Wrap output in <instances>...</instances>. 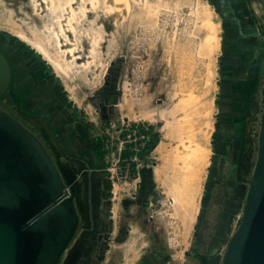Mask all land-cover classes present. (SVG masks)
I'll list each match as a JSON object with an SVG mask.
<instances>
[{"label": "rangeland", "instance_id": "1", "mask_svg": "<svg viewBox=\"0 0 264 264\" xmlns=\"http://www.w3.org/2000/svg\"><path fill=\"white\" fill-rule=\"evenodd\" d=\"M147 1L154 5L159 1L167 8L161 7L155 13L147 12L131 0L129 12L117 24L104 18L100 8L81 17V10L75 5V39L82 45L78 50L79 56L84 59L90 48L88 39L81 36L82 32L88 30L92 34L101 29L98 31L102 33L99 38L101 47L95 48L90 64L84 65L80 57L71 63H63V52L45 31L66 11L63 8L66 0H54L53 13L45 14L43 11L40 17L30 6L31 0H0V51L9 59L17 58L19 63L29 67L30 74H35V77L31 75L32 79L27 76L22 82L18 80L17 91L20 87L26 88L31 83L42 81L47 91L58 95L73 114L66 123L69 124L67 131H75V139L81 140L78 139V143L89 141L90 150L96 147L97 142L100 143L98 152L102 157L98 160L91 151L82 152L81 146L75 153L69 152L85 164L81 169L78 164L68 162L74 167L71 172L79 183L80 202L75 199V205L79 204L81 215L72 239L55 264H63L69 258V264H223L229 244L241 225L258 157L264 111V63L257 76L258 85L262 88L260 99L255 100L256 91L252 89L237 125L226 129L222 135L220 108L225 87L222 84L221 53L224 31L229 28L227 17H223L209 0H200L213 7L220 22V50L213 64L208 57V49L201 48V24L196 22L191 12L175 8L182 3L181 0ZM233 1L232 16L252 27L246 39L259 52L264 42L260 1ZM14 31L27 34L41 43L52 59L66 64V75L54 72L51 65L27 43L18 37L13 39ZM29 49L34 54L29 53ZM212 65H215L213 75ZM207 82L210 86L206 88L203 100L207 99L212 106L210 156L202 175L199 211L189 235L183 238L179 217H175L169 201L170 195L152 176V170L159 162L153 153L155 147L141 152L134 164L129 165V161L122 160L119 155L117 142L126 138L136 124L148 127L150 139L156 135L159 141L164 123L140 119V109L149 107L155 113L168 111L173 100L183 95V90H193L194 94L202 95ZM13 89L9 87L6 99L0 100V111L29 129L53 160L63 161L58 153L61 151L50 135L43 131L40 137L33 125L16 115L19 106L12 104L10 91ZM183 92L186 95L188 91ZM214 134L217 143L213 151ZM220 139L224 142L222 145ZM165 150L168 152V148ZM94 175H101L103 188L97 200L99 212L93 213V216L101 218V222L95 223L92 230L88 225L89 222L91 224L90 207L93 204L89 179ZM68 184L70 181L65 182L66 186ZM87 237L93 250L80 254L79 251L69 252L78 240L84 246Z\"/></svg>", "mask_w": 264, "mask_h": 264}, {"label": "water", "instance_id": "2", "mask_svg": "<svg viewBox=\"0 0 264 264\" xmlns=\"http://www.w3.org/2000/svg\"><path fill=\"white\" fill-rule=\"evenodd\" d=\"M14 77L13 62L0 51V100L8 96ZM45 128L60 149L54 134ZM69 161L81 168L85 165L78 159L66 163L53 160L29 129L0 111V264L58 261L81 215L73 189L78 181ZM68 181L71 184L66 186ZM78 246L81 248V240L69 252L73 254ZM69 260L63 264H69ZM223 264H264V111L254 178L241 225Z\"/></svg>", "mask_w": 264, "mask_h": 264}, {"label": "bare ground", "instance_id": "3", "mask_svg": "<svg viewBox=\"0 0 264 264\" xmlns=\"http://www.w3.org/2000/svg\"><path fill=\"white\" fill-rule=\"evenodd\" d=\"M31 1L30 6H32L33 10H35V13L38 14L39 17L43 11L44 13L47 12V14L53 13L52 6L54 5V0ZM130 1L131 0H66L65 5L63 6L66 11H64L50 27H46L45 29V31L56 40L58 48L63 52V58L61 61L63 63L66 61L71 63L73 62V59L75 60L80 57V62L84 65H88L91 62L90 59L93 58L95 48L100 46L99 38L102 33L100 34L99 31L101 29L99 30L95 28L96 31L93 32L94 30H92V34L86 30L82 32L81 36L84 35L88 39L90 48L86 52V57L84 59L79 56L78 50L79 48L81 49L82 45L80 41L75 39L77 22L75 21V5L79 6L81 17L88 15V13L96 8H100L99 10L103 17H107L112 24H117L119 23V20L121 21V18H124L129 12L131 6ZM132 1L138 4V6L140 5L139 7L147 12L155 13L161 7L167 8L166 4H161L159 1H157L159 4L156 5L148 3L147 0ZM181 1L182 3L178 6L175 5V8L177 10L186 9V11L191 12L194 19H196V22L201 24L203 28L201 48L208 49V57L214 64L216 54L220 50L221 38L219 35L220 22L216 19V16L218 17L217 12L207 1ZM258 1H260L262 5L261 8L264 17V0ZM101 3L102 6H99ZM198 6L201 7V9H199ZM14 33L16 37L27 43L38 54H40L42 58L51 65L54 72L60 75H66V64L63 65L59 60L52 59L41 43L32 40L25 33L17 31H14ZM214 66L215 65H212V75L214 74ZM209 86L210 82H207L202 95H197L196 93L195 95L193 90H183L188 91L186 92L187 94L185 95V92L182 91L183 95H180V97L173 100L174 103L168 111L159 110L155 113L151 111L149 107H144L141 108L138 113V116L142 120L148 122L159 120L164 123L161 128V138L153 150V153L154 155H157L156 159L159 162L154 166L152 176L154 181L159 182L160 186L164 189V192L170 195L169 201H171L175 217H179L183 238H187L189 235L192 224L199 211L198 206L202 191V175L205 173V169L209 162V136L212 130V106L207 99L203 100L206 88ZM207 92L209 93V91ZM134 116H136V114ZM27 118L30 119V123H33V127L37 131V128H39V133L43 134V127L45 133L50 135L41 118ZM166 148H168V152L165 150ZM73 189L76 193V190L79 189V183L74 185ZM75 197L78 199V202H80L79 194H76Z\"/></svg>", "mask_w": 264, "mask_h": 264}, {"label": "crops", "instance_id": "4", "mask_svg": "<svg viewBox=\"0 0 264 264\" xmlns=\"http://www.w3.org/2000/svg\"><path fill=\"white\" fill-rule=\"evenodd\" d=\"M211 4L215 5L223 17H227L226 20L229 22V28L224 31L223 47H222V84H224V90L222 94L225 96L222 99L221 112H222V123L221 134L228 128H233L237 125L240 116L245 109V102L248 95L251 94V90L256 91L255 100L260 99L262 88L258 85L257 76L264 63V42L259 48V52L254 50L253 44L247 41V35L252 31V27L244 25L239 19L235 20L233 14L234 1L233 0H209ZM10 33L9 31L5 30ZM11 34V33H10ZM13 35V34H12ZM16 37V35H13ZM256 43V41H253ZM12 59V58H11ZM15 67V88H17L19 81L22 82L27 76L33 78L30 74L29 67L19 63L17 58L11 60ZM19 80V81H18ZM34 80V79H33ZM39 84L31 83L28 87H20L15 93L19 97L18 105L25 112L35 113L39 117H45L49 123L46 127L54 134L60 137L57 139L60 150L62 153L67 151L70 154L75 153L76 148L81 146V151H91L93 155L98 157L95 153V147L90 150L91 144L89 141L78 143V139H75V131L71 133L67 131L66 123L69 118L73 117L69 111L67 105L56 95L53 91H47L42 85V81ZM48 90H51L48 88ZM52 128V130H51ZM34 130H36L33 127ZM42 130L45 129L42 127ZM39 132V131H37ZM41 134V133H39ZM40 136V135H39ZM79 141H81L79 139ZM221 145L224 143L220 139ZM83 148V149H82ZM85 149V150H84ZM87 149V150H86ZM82 151V152H83ZM72 152V153H71ZM65 153V152H64ZM90 155L89 152H86ZM74 156V155H73ZM90 159H92L90 157ZM81 161V160H80ZM83 162V161H82ZM82 169V168H81ZM97 171V170H96ZM84 172V171H83ZM101 175H94L89 179V193L93 195V204L90 207V219L88 223L90 229H94V224L101 222V218L97 215L93 216V213L99 212V206H97V200L101 191ZM110 213H113L112 211ZM110 220L112 216L110 215ZM90 238L84 242V246H81V253H88L93 250Z\"/></svg>", "mask_w": 264, "mask_h": 264}, {"label": "built area", "instance_id": "5", "mask_svg": "<svg viewBox=\"0 0 264 264\" xmlns=\"http://www.w3.org/2000/svg\"><path fill=\"white\" fill-rule=\"evenodd\" d=\"M4 102V100H3ZM30 123V121H28ZM33 125V123H30ZM145 128V129H143ZM150 131L148 127H143V125H134L131 130V133L125 138L124 135H121L124 138L118 140V152L122 157V160L129 161L128 164L132 165L144 151L150 139ZM126 153V155H124ZM125 175H127V169L125 170Z\"/></svg>", "mask_w": 264, "mask_h": 264}, {"label": "flooded vegetation", "instance_id": "6", "mask_svg": "<svg viewBox=\"0 0 264 264\" xmlns=\"http://www.w3.org/2000/svg\"><path fill=\"white\" fill-rule=\"evenodd\" d=\"M33 76L35 77V74H33ZM15 77H14V82H13V85H12V89L14 90V91H10V95H11V98H12V104H16V106L18 105V101H19V97H18V95L15 93V91H17V89L15 88ZM14 104V105H15ZM19 106V105H18ZM18 109H19V113L18 112H15L16 113V115L17 116H20V117H22L23 118V116L21 115V113H27V114H29V115H31V116H33V117H31V119L32 118H35V117H39L37 114H35V113H30V112H25L21 107H18ZM39 118H41V117H39ZM27 121H29L30 119H28L27 117L25 118ZM35 119H37V118H35ZM43 121H46V124L47 125H49V123H48V121H47V119L45 118V117H43V118H41ZM40 123H42V122H40ZM32 125V124H31ZM51 130H52V128H51ZM36 132H37V130H35ZM44 133V132H43ZM40 135V134H39ZM58 136V135H57ZM40 137H42L41 135H40ZM58 139H59V141H60V137L58 136ZM61 151V150H60ZM65 152V153H64ZM63 153H62V151L61 152H59V150H58V153L62 156V158H63V161L61 160V162L62 163H66L68 160H75V157L73 156V155H70L67 151H64ZM66 156V157H65ZM68 156V157H67ZM70 156V157H69ZM67 160V161H66ZM78 191V192H77ZM74 194L76 195V194H79V199H80V196H81V193H80V189H77L76 190V193H75V190H74ZM76 254H77V252H76ZM79 254H80V252H79ZM78 256V255H77Z\"/></svg>", "mask_w": 264, "mask_h": 264}, {"label": "trees", "instance_id": "7", "mask_svg": "<svg viewBox=\"0 0 264 264\" xmlns=\"http://www.w3.org/2000/svg\"><path fill=\"white\" fill-rule=\"evenodd\" d=\"M12 38L15 39L14 36H12ZM29 53L34 54V52L32 51V49H29ZM35 56H38V55H35ZM149 131H150V130H149ZM215 137H216V135L214 134L213 137H212V138H213V139H212L213 151L216 150V149H215V146H214V145L217 143V142L214 140ZM157 141H158L157 136H156V135H153V136H152V140L148 143V145H147L146 148L144 149V152L151 151V150L155 147ZM99 144H100V143L97 142V145H96V147H95V153H96V155H97L98 158H101V157H102V154H101L100 152H98ZM124 155H126V153H124Z\"/></svg>", "mask_w": 264, "mask_h": 264}]
</instances>
